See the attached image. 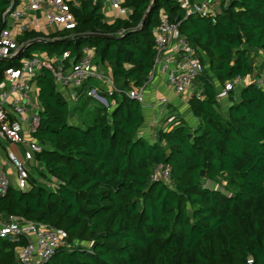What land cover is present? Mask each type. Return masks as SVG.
<instances>
[{
  "label": "trees",
  "instance_id": "1",
  "mask_svg": "<svg viewBox=\"0 0 264 264\" xmlns=\"http://www.w3.org/2000/svg\"><path fill=\"white\" fill-rule=\"evenodd\" d=\"M12 1L19 4L0 0V30ZM75 1V28L21 35L26 50L0 60V85L27 58L40 54L59 65L68 53L62 61L70 68L89 47L123 92L109 95L113 105H96L91 124L75 122L72 102L52 72L39 68V175L31 174L30 189L12 187L1 196L0 213L64 233L45 264H264V89L249 81L238 98L230 92L226 109L217 98L227 81L254 75L252 53L264 52V0H222L218 13L189 16L195 0H122L129 15L111 20L103 0ZM165 15L179 23L206 68L197 80L202 98L189 100L198 126L172 111L152 140L140 134L143 106L125 91L148 83ZM159 166L171 168L169 182L152 179ZM26 245L24 238H0V264H21Z\"/></svg>",
  "mask_w": 264,
  "mask_h": 264
},
{
  "label": "built area",
  "instance_id": "2",
  "mask_svg": "<svg viewBox=\"0 0 264 264\" xmlns=\"http://www.w3.org/2000/svg\"><path fill=\"white\" fill-rule=\"evenodd\" d=\"M104 1V0H103ZM74 5L76 1L72 0ZM122 0H109L112 11L120 15L128 9L122 7ZM212 0L194 3L187 6V16L199 13L207 14ZM42 17L49 27L74 29L76 18L69 0H19L16 6L11 2L9 9L2 15L6 27L0 30V60L17 55L22 45L19 37L29 30L37 29L35 24ZM155 67L148 83L157 71L166 77L168 85L177 95H194L202 98V91H196L194 86L203 74L206 65L198 56L197 49L179 30V23L171 22L165 15L161 24L155 30ZM65 53L59 65H54L44 56L37 54L27 58L21 69H9L3 83L0 85V141L17 145L18 150L6 147V159H0V197L6 195L12 187L28 190L31 187V170L37 165V154L43 150L42 144L35 138L40 125L42 107L39 101H34L31 95L34 78L41 67L49 69L58 86L68 90V100L72 104L80 101L82 96L95 98L106 106L107 99L100 94L97 87L88 88L91 81L105 83L109 86L108 94L122 93L116 88L112 78L99 68L94 61L92 48H84L82 57L70 68H65ZM249 81L264 89V65L252 79L237 76L219 90L218 99L228 98L230 92L237 91ZM147 84L138 90L125 93L146 107L144 92ZM195 88V90H192ZM191 93V94H190ZM168 97L159 98L157 104L168 106ZM173 120V119H171ZM153 180H171V168L159 166L152 175ZM16 182V186L13 185ZM0 238L20 240L24 238L27 245L21 248L18 259L21 264H45L55 251L64 244L65 235L54 227L36 222H29L19 217L0 213ZM253 264V260L248 261Z\"/></svg>",
  "mask_w": 264,
  "mask_h": 264
},
{
  "label": "crops",
  "instance_id": "3",
  "mask_svg": "<svg viewBox=\"0 0 264 264\" xmlns=\"http://www.w3.org/2000/svg\"><path fill=\"white\" fill-rule=\"evenodd\" d=\"M205 1H209V0H195V3H203ZM215 0H212V3ZM222 0H216V2H220L221 4ZM228 1V0H226ZM215 9L218 8V5L215 4L214 6ZM212 13V12H211ZM124 16L129 15V12L127 11L125 14H123ZM116 17V12L112 11L111 13V18L109 20H111L112 18ZM39 21L36 22L35 26L37 29L39 30H52V29H56V27H49L47 26L46 22L44 21V19L42 17H39ZM252 63L254 66V75H252L251 77H249V79H252V77L256 76L257 73L259 72V70L261 69V67L264 65V52L262 51H257V52H253L252 53ZM106 74H108L105 70V68L102 69ZM109 75V74H108ZM111 77V76H110ZM96 85L95 87H97V89L99 90L100 94H102L103 97H105L107 99V97L109 96L108 91H109V86L106 85L105 83H100ZM195 88L198 89L199 86V82L196 81L194 84ZM1 87V86H0ZM59 89L61 90L63 96L65 98H68V90L60 87ZM31 95L33 97L34 101H38V91L36 88L35 83L32 84V91H31ZM240 95V93L237 94L236 92V98H238ZM144 97H145V103L147 104L146 107L144 108V115H145V123L144 126L142 127L140 134L142 135H146L149 139H154L156 136V131L163 126V122L161 121L165 112L169 109L168 106L170 107H174V110L176 113H178L177 109H182V111L184 112L186 110L187 107L190 108L189 113H187L186 115H180L182 118H184L186 120V122L193 128L197 127L199 124V120L196 118V116L194 115V113L192 112L189 100L190 98L184 97V95H177L174 90L168 85L166 77L164 75H162L159 71L156 72L154 78L148 83L146 90L144 92ZM162 97H168L170 102L168 104V106H166L164 109L160 108V105L157 104V101L159 98ZM99 103L101 104H105L102 103L98 100ZM108 102V100H107ZM221 102V107L223 109H226L227 105H228V98L225 99H220ZM109 103V102H108ZM114 104V102H112V105ZM74 116H75V109H76V105L74 104ZM167 113V112H166ZM191 115L192 117H190L192 119L193 122H195L196 124L194 126L191 125V123L189 122L187 116ZM73 116V117H74ZM75 122H79V121H75ZM162 122V123H161ZM163 128V127H161ZM9 146H5V144L3 142L0 141V159L5 160L6 159V152H7V148ZM15 150H18L15 148Z\"/></svg>",
  "mask_w": 264,
  "mask_h": 264
},
{
  "label": "rangeland",
  "instance_id": "4",
  "mask_svg": "<svg viewBox=\"0 0 264 264\" xmlns=\"http://www.w3.org/2000/svg\"><path fill=\"white\" fill-rule=\"evenodd\" d=\"M215 4L218 5V8L217 9L214 8ZM220 10H221V8H220V2H216V0L213 3H211L209 5V8H208V12L209 13H211V12L212 13H218ZM103 13L106 15L107 19H110L111 18L112 9L110 7L109 0H104L103 1ZM121 13H122V11H118V13H116V14L120 15ZM105 70L109 74V76H111L110 69H108V68L105 67ZM98 84L99 83L96 82V85H98ZM192 90H195V88H193ZM240 91H241V89L238 88L237 91H236L237 94L240 93ZM187 96L188 95H186L184 97H187ZM188 98H190V96H188ZM85 99H87V98H85ZM107 100H108L109 104L112 103V98L110 96L107 97ZM85 104H86V106L83 109L77 111V113L75 114V116L72 118V121L84 122L87 125L88 124H91L92 123V120L94 118L95 106L96 105L106 106L105 104L99 103L98 100L95 99V98L87 99ZM80 105L82 106L83 105V102ZM73 107H74V104H73ZM160 108L161 109H164L165 106H160ZM168 108L169 109L166 111L167 113L165 112V114H164V116H163L162 119L167 118L169 114L171 115L172 110H174V107L168 106ZM176 110H178V114L183 115V113H184V115H186L187 113H189L190 108L187 107L184 112L182 111V109H177L176 108ZM173 117L174 116H171L167 121H164V122L161 120L163 122V126H161V127H166L172 121L171 119H173ZM190 117H192V116L189 114L187 116V118H188L189 122L191 123V125L194 126L196 123L193 122ZM4 144H5V146H9L12 149H15V148L18 149L17 145L11 144L10 142H6ZM31 174L34 175V176H38L39 175V171L37 169H33V170H31ZM42 183H45L44 180H42ZM13 185L16 186V182L15 181H13Z\"/></svg>",
  "mask_w": 264,
  "mask_h": 264
},
{
  "label": "water",
  "instance_id": "5",
  "mask_svg": "<svg viewBox=\"0 0 264 264\" xmlns=\"http://www.w3.org/2000/svg\"><path fill=\"white\" fill-rule=\"evenodd\" d=\"M88 36H92V34L83 35V36H81V37H88ZM102 36H104V35H102ZM104 37H107V36H104ZM25 50H26V45L22 46V47L19 49V51H18V53H17L16 56L21 55ZM189 137H192V134H189ZM224 175H226V173H224ZM204 177H205V171L202 170V171H201V178H204Z\"/></svg>",
  "mask_w": 264,
  "mask_h": 264
}]
</instances>
